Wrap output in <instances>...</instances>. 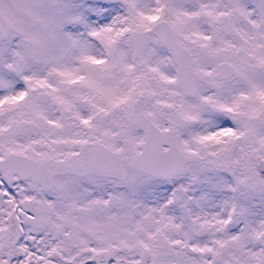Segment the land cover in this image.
<instances>
[{"label": "snow or ice", "instance_id": "6c2138e0", "mask_svg": "<svg viewBox=\"0 0 264 264\" xmlns=\"http://www.w3.org/2000/svg\"><path fill=\"white\" fill-rule=\"evenodd\" d=\"M0 264H264V0H0Z\"/></svg>", "mask_w": 264, "mask_h": 264}]
</instances>
